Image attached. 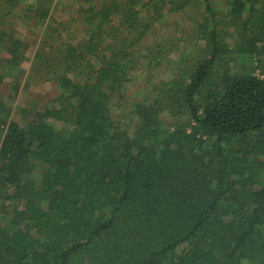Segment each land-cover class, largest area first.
Segmentation results:
<instances>
[{"label": "trees", "instance_id": "1", "mask_svg": "<svg viewBox=\"0 0 264 264\" xmlns=\"http://www.w3.org/2000/svg\"><path fill=\"white\" fill-rule=\"evenodd\" d=\"M83 5L86 40L43 34L29 74L59 93L30 115L0 19V264H264V0ZM170 14L179 70L136 98L133 48Z\"/></svg>", "mask_w": 264, "mask_h": 264}, {"label": "rangeland", "instance_id": "2", "mask_svg": "<svg viewBox=\"0 0 264 264\" xmlns=\"http://www.w3.org/2000/svg\"><path fill=\"white\" fill-rule=\"evenodd\" d=\"M0 0V19L5 21L4 26L11 28L22 36V41L25 42L27 47L25 58L21 62L20 68L25 70L23 76L19 75L20 93L16 101L22 104L30 115L31 106L40 107L49 104L53 98L59 93V87L54 83L44 81V74L31 73L32 64L34 63V55L40 46L44 32L54 38L53 42L59 41L68 43H78L86 40L87 22L85 12H83V3L85 0H43V7L38 3L39 0ZM82 1V2H81ZM11 5H15L14 11ZM87 6V5H86ZM170 5H168L169 7ZM29 7H31L29 9ZM85 8V7H84ZM162 8V7H161ZM167 8V7H165ZM163 7V9H165ZM12 9V10H11ZM48 9V17L50 18L49 24L51 27H45L40 23L39 18L35 17L40 10ZM13 11V12H12ZM12 12V13H11ZM83 12V13H82ZM1 14L4 17H1ZM84 18H82V16ZM194 12L190 15V18ZM183 18L176 17L175 14L165 16L164 22L156 26L148 36L141 41L137 42L134 50V60L136 61L135 67L131 72L132 85L131 91L134 97H142L145 91H141L145 87V81L151 83V87L156 83L172 80L180 67L182 57V46L176 42L177 35L174 31L175 27L182 28L184 23L189 22V15H182ZM189 18L188 20H186ZM118 21H125L121 16H118L113 26L118 27ZM48 30V31H47ZM50 32V33H48ZM180 33V32H179ZM181 35V33H180ZM185 36V35H184ZM43 41V40H42ZM158 45H161L162 50L165 51L160 59L155 62L158 66L148 65V58L145 56L150 49L156 52ZM29 74V75H28ZM149 87V86H148ZM134 97H132L134 99ZM119 112H115V117L122 123L130 126L131 117L133 119L132 106L125 103L124 107ZM14 119L19 120V115L13 113ZM54 122V121H53ZM58 123V122H56Z\"/></svg>", "mask_w": 264, "mask_h": 264}]
</instances>
